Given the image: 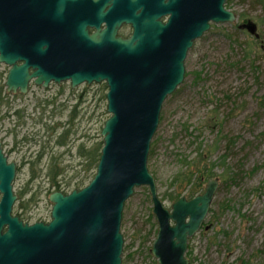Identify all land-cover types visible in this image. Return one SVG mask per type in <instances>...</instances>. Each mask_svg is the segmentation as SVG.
<instances>
[{"label":"water","instance_id":"water-1","mask_svg":"<svg viewBox=\"0 0 264 264\" xmlns=\"http://www.w3.org/2000/svg\"><path fill=\"white\" fill-rule=\"evenodd\" d=\"M228 0H109L107 28L90 35L73 25L71 0H0V64L10 67L8 93L28 94L30 85L71 88L105 83L107 111L97 172L84 188L52 192L51 221L31 226L11 217L15 164L0 153V221L14 222L0 238L4 264H122L125 203L148 186L158 223L152 255L158 264H190L189 239L199 233L219 187L182 196L165 207L148 170L151 144L164 102L184 82L185 60L212 23L234 24ZM130 26L129 37L119 30ZM260 38L252 21L240 24ZM208 226L206 230H208Z\"/></svg>","mask_w":264,"mask_h":264},{"label":"rangeland","instance_id":"rangeland-1","mask_svg":"<svg viewBox=\"0 0 264 264\" xmlns=\"http://www.w3.org/2000/svg\"><path fill=\"white\" fill-rule=\"evenodd\" d=\"M257 1L228 0L225 7L238 15V22L212 23L194 43L185 60V80L164 102L151 144L148 170L166 208L173 204L170 194L192 199L204 193L210 180L219 179L205 220L209 229L189 240L186 257L191 264H264V12ZM248 20L257 25L263 42L238 29ZM130 34L131 29L120 33ZM8 70L0 64L4 92ZM105 85L72 89L69 81L48 88L31 83L24 107L28 126L13 142L32 132H39L41 142L26 143L24 151L31 148L35 155L19 169L13 189L16 195L26 190L25 200L40 205L32 222L51 221L49 195L56 191L51 174L63 184L64 193L85 179L86 162L78 157V149L103 142L102 130L111 116ZM44 110L55 112L51 121L59 124L56 137L72 130L70 142H49L47 128L33 125ZM39 152H44L40 161L35 157ZM204 168L210 173L202 185L197 180L171 185L179 174ZM120 231L122 264H158L152 255L158 223L148 186L136 188L125 203Z\"/></svg>","mask_w":264,"mask_h":264},{"label":"flooded vegetation","instance_id":"flooded-vegetation-1","mask_svg":"<svg viewBox=\"0 0 264 264\" xmlns=\"http://www.w3.org/2000/svg\"><path fill=\"white\" fill-rule=\"evenodd\" d=\"M71 3L73 6V17H72L73 25L79 24V26H85V28L88 30L90 35L102 32L107 28V23L105 22L104 18L109 8V0H71ZM124 29H131V28L130 26L124 25L119 30V34ZM9 70H8V74H9ZM28 96L29 93L22 94L20 92L17 93L4 92L3 94H0V153L5 158L6 165L15 164L16 176L19 173V169L23 164L30 163L28 162L29 159H31L29 158V155L31 156L35 155L32 154L31 148L29 151H24L26 147V143L36 146L41 142L39 139L40 137L38 134L39 132H32L31 135L29 136H23L22 140L19 141L15 139V141L13 142L14 136L17 137L18 134L22 132L25 129V127L28 126V124L26 123L27 118L25 115L26 112L24 108ZM46 104L50 105L49 99H47ZM54 113H55L54 111L48 112V110H44L41 116L34 119L35 122H33V125L41 124L42 127L47 128L48 133H51V138H48L49 142L51 141L54 144L56 143V145L60 146L59 141L61 140L62 136L64 135V143H65V138L69 139L70 142L73 132L72 130H68L65 131L63 134H60L59 138L56 137L57 132L59 130V124L58 123L56 124L55 122L51 121L54 117ZM12 127H14V129ZM43 154L44 152H39L35 156L38 161H40ZM13 156H16L20 160L19 161L13 160L12 159ZM58 185H60L61 187L63 184H61L58 181ZM27 194L28 193L26 190H21V193L19 195L18 194L16 195L14 193V195L16 196V200L12 207V212H11V217L18 219V221H16L15 223L21 225L22 228H24L25 226H31L36 223H39V221L32 222L30 220V217L32 218L35 216L34 214L40 210V205L31 204L30 199L25 200V196H27ZM2 197L3 194L0 191V203ZM13 224L14 222L0 221V238H3L8 234L10 226ZM206 227L207 226L204 223L202 229L206 230ZM0 264H4V259L0 258Z\"/></svg>","mask_w":264,"mask_h":264},{"label":"trees","instance_id":"trees-1","mask_svg":"<svg viewBox=\"0 0 264 264\" xmlns=\"http://www.w3.org/2000/svg\"><path fill=\"white\" fill-rule=\"evenodd\" d=\"M257 5L260 6L262 8L263 12H264V0H258L257 1ZM238 29H239V27H238ZM239 30H241V29H239ZM241 31H245V30H241ZM259 35H260V38H258V39L255 38V37L254 38L256 40H261L263 42L262 36H261L260 33H259ZM105 88L107 90L109 89L107 85H105ZM3 92H4V90L0 89V94H3ZM64 144L65 143H64V135H63L61 140L59 141V145L63 146ZM103 145H104V143L101 142V144L94 145V146H92L89 149H87L85 147V145H81L79 147V149H78V157L79 158H85L84 162H86L85 163L86 177H85V179H83V181H80V182L76 183V185H75L76 189H81V188L85 187L87 180L89 179L88 181H90L95 176L96 171H97V167H98V163H99L100 158H101V151H102ZM209 173H210V170H208L206 168H204L202 171L201 170H196V171H191L189 173H181L173 180L171 185L172 186H175L177 184L183 185L185 183L192 182L193 180H197L198 181V185H202L204 179H206L207 176H209ZM50 176H51V181L56 182L55 189L56 190H61L60 185H58L57 181H56V174H51ZM68 185H69V187L72 186L71 185V181H70V183ZM193 193H194V191L192 192V194ZM168 197L174 203V202L178 201L182 197V195L174 193V194H170Z\"/></svg>","mask_w":264,"mask_h":264}]
</instances>
